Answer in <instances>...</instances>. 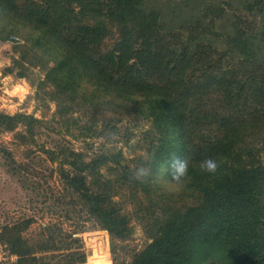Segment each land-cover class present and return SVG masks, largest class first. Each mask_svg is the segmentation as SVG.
I'll return each mask as SVG.
<instances>
[{
	"label": "trees",
	"instance_id": "16d2710c",
	"mask_svg": "<svg viewBox=\"0 0 264 264\" xmlns=\"http://www.w3.org/2000/svg\"><path fill=\"white\" fill-rule=\"evenodd\" d=\"M143 1L0 0L1 40L15 26L36 31L37 40L56 58L49 75L59 88L68 89L81 78L123 100L143 97L141 105L146 104L147 116L162 134L157 155L188 160L189 174L199 180L200 202L174 208L157 222L151 242L128 264H264V166H233L215 175L199 168L207 157L226 162L240 130L264 127V62L257 63L252 51L239 44L240 31L231 42L238 43L245 60L229 61L227 49L202 42L192 52L189 36L186 42L181 39L182 26L164 31L159 13L144 12ZM263 8L264 0L245 7L261 13ZM202 11L210 26L224 12L213 6ZM202 18L187 25L189 34L200 30ZM36 122L31 115L0 112L1 129ZM213 131L216 135L207 137ZM170 136L173 140L166 142ZM68 154L74 161L83 157L74 150ZM107 159L95 158L76 172L63 170L61 177L81 194L102 227L122 237L125 217L92 191L83 175ZM29 222L0 227V241L15 256L13 264H34L37 250L48 248L25 236Z\"/></svg>",
	"mask_w": 264,
	"mask_h": 264
},
{
	"label": "rangeland",
	"instance_id": "374dc122",
	"mask_svg": "<svg viewBox=\"0 0 264 264\" xmlns=\"http://www.w3.org/2000/svg\"><path fill=\"white\" fill-rule=\"evenodd\" d=\"M251 1L144 0L141 9L158 12L164 31L182 26L181 39L186 42L190 37L187 46L192 52L197 43H207L227 49L229 61L246 58L238 43L231 42L240 31L239 44L243 42L262 63L264 8L262 13L246 10ZM209 6L224 10L211 26L202 18V10ZM200 16V30L189 34L185 28ZM14 28L4 40L0 29V112L31 115L38 122L0 128V227L30 218L25 236L48 247L37 250L34 264H128L151 242L157 222L174 208L200 202L199 180L189 174L177 183L170 171H164L168 159L156 153L162 134L147 116L146 104L141 105L143 97L123 100L81 78L68 89L59 88L49 75L56 66L53 52L37 40L36 31ZM105 97L110 100L105 102ZM251 108L253 104L244 111ZM215 135L208 132L207 137ZM170 140L171 136L166 142ZM232 149L221 172L233 166H264V127L240 130ZM69 150L82 153V159L74 161ZM101 156L108 158L107 163L83 175L90 189L125 217L122 237L102 227L81 194L61 177L63 170L76 172ZM152 157L153 171L159 168L155 177L147 183L133 180L131 170ZM46 225L49 229H43ZM6 247L0 241V264H13L15 256Z\"/></svg>",
	"mask_w": 264,
	"mask_h": 264
},
{
	"label": "clouds",
	"instance_id": "9594fccd",
	"mask_svg": "<svg viewBox=\"0 0 264 264\" xmlns=\"http://www.w3.org/2000/svg\"><path fill=\"white\" fill-rule=\"evenodd\" d=\"M109 97H105L104 101H109ZM154 157L146 164H142L135 169L131 170V178L142 183L150 182L159 171L156 167V171H153ZM221 167V162L216 157H207L200 161L199 168L202 172H206L215 175ZM164 171H170L173 181L182 183L184 179L189 175V164L185 157H179L172 154L170 159L166 161Z\"/></svg>",
	"mask_w": 264,
	"mask_h": 264
},
{
	"label": "built area",
	"instance_id": "2783aa9c",
	"mask_svg": "<svg viewBox=\"0 0 264 264\" xmlns=\"http://www.w3.org/2000/svg\"><path fill=\"white\" fill-rule=\"evenodd\" d=\"M16 37H14V39H15ZM17 39V38H16Z\"/></svg>",
	"mask_w": 264,
	"mask_h": 264
}]
</instances>
